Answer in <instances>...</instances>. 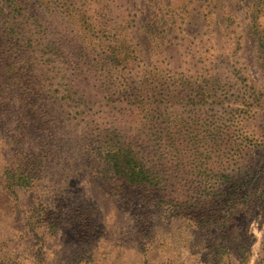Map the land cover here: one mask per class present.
I'll return each instance as SVG.
<instances>
[{"label": "rangeland", "instance_id": "1", "mask_svg": "<svg viewBox=\"0 0 264 264\" xmlns=\"http://www.w3.org/2000/svg\"><path fill=\"white\" fill-rule=\"evenodd\" d=\"M0 264H264V0H0Z\"/></svg>", "mask_w": 264, "mask_h": 264}, {"label": "trees", "instance_id": "2", "mask_svg": "<svg viewBox=\"0 0 264 264\" xmlns=\"http://www.w3.org/2000/svg\"><path fill=\"white\" fill-rule=\"evenodd\" d=\"M105 141L110 148L111 146H115L118 144V142H112L111 140L107 138H105ZM124 145L126 146L121 147L119 151L117 150L112 156H110V158L120 163L121 167L118 171L122 175H124L126 179L130 180L132 183H136L137 181L143 182L144 179H140V178L145 177V176H142V174L144 173V170L140 168V166L138 165L141 161L140 157L137 156V154L132 151L131 147L128 145L127 142L124 143ZM132 166L137 167L136 172L134 171V169H132ZM147 176H148V172H146V177Z\"/></svg>", "mask_w": 264, "mask_h": 264}]
</instances>
